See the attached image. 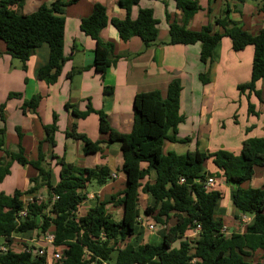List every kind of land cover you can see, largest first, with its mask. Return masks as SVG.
I'll return each instance as SVG.
<instances>
[{"label":"trees","instance_id":"obj_1","mask_svg":"<svg viewBox=\"0 0 264 264\" xmlns=\"http://www.w3.org/2000/svg\"><path fill=\"white\" fill-rule=\"evenodd\" d=\"M78 0H57L50 6L42 4L32 13H23L26 0H0V44L5 43L7 53L23 63L37 48L47 44L50 49L49 61L38 68V78L48 84L58 81L68 60L65 54V8ZM238 4L247 1L259 2L257 12L264 11V0H234ZM140 0H119L126 10L124 19L109 18L107 8L96 3L92 13L81 20V30L96 41L94 67L98 73L105 74L107 68L119 58L115 55V43L104 42L100 35L111 23L117 28L120 38L128 41L140 37L150 46L159 37V20L154 10L141 8L137 18H132V8ZM182 18L167 14L169 21V41L166 44L200 43V60L206 70L200 73V80L206 84L211 81V67L214 62V49L224 37L232 40L235 51L254 47L252 77L249 82L238 86L241 93L256 95L262 100V91L257 83L264 79V28L256 33L249 32L240 22L230 17L231 10L224 9V15L200 29L188 27L189 21L202 10L199 0H176ZM216 26L221 30L216 29ZM85 68L73 69L68 78H73ZM109 89L105 87V90ZM182 84L174 80L169 84L164 98L159 90L141 92L134 97V124L130 133L115 130L102 111H96L91 104L86 110L73 108L77 118H85L92 112L99 116V130L108 134V142H120L123 155L122 171L126 175L125 187L112 194L109 199L101 200L85 214H80L82 204L88 199L89 185L99 187L112 181V170L107 165L82 167L60 158L58 181L51 167L45 162L42 142L39 143L37 159H28L22 145V133L18 127V151H6L0 159V182L10 174L13 162L37 170L30 177L31 186L23 191L15 189L12 194L0 192V239L6 250L0 249V264H48L47 255L35 252V246H25L16 250L13 244L16 236H24L35 231L39 236L53 232L54 243L47 248L62 249L61 259L55 264H264V184L253 187L250 183L256 168L264 169V136L248 138L243 142L240 154L227 149L203 152L198 149L184 154L164 151L170 142H190L191 138H179L178 127L185 122L181 113ZM21 96L11 93L9 98ZM41 96L25 101L23 108L36 111ZM71 108V105H66ZM5 104L1 105L0 116L6 123ZM255 105L249 102V114L259 115ZM46 141L56 144L54 133L57 125L45 126ZM6 129H0L5 133ZM68 137L83 142L84 154L101 152V142L92 140L88 135L77 131L74 123ZM2 143L0 142V147ZM212 159L219 169L217 178H224L232 185V202L237 209L236 218L244 215L252 217L243 233H224V219L217 214L224 191L220 187L208 188L206 163ZM152 171L156 177L151 179ZM185 178V182H181ZM192 178V184L188 179ZM46 188L45 199L37 200ZM146 194L152 204L141 206V194ZM33 201H26L25 197ZM149 202V201H148ZM121 207L123 215L117 220L109 211V206ZM25 211V215L21 213ZM152 217L157 224L165 226L161 241L142 242L139 228L141 215ZM173 223H170L171 221ZM198 225L201 230L194 238L189 237ZM50 250V249H49ZM262 254L257 258V254Z\"/></svg>","mask_w":264,"mask_h":264},{"label":"crops","instance_id":"obj_2","mask_svg":"<svg viewBox=\"0 0 264 264\" xmlns=\"http://www.w3.org/2000/svg\"><path fill=\"white\" fill-rule=\"evenodd\" d=\"M55 1L57 0H26L22 12L32 13L42 4L50 6ZM199 2L202 10L189 21L188 27L191 29H200L212 23L215 18L222 17L225 8H229L230 17L240 22L249 32L256 33L264 28V11L257 12L261 5L259 2L247 1L244 4H238L234 0H199ZM96 3L106 6L109 18L124 19L126 17V10L120 7L119 0H78L66 6L64 51L68 60L58 81L54 84H48L37 75L38 68L49 61L50 49L47 44L36 49L27 61L26 69L23 68V63L19 59L13 58L6 52L5 43L0 44V108L2 104H5L6 118L4 124L0 116V129H6L5 133H0L2 143L0 159L6 157V151H18L20 139L17 129L19 127L23 135L22 145L26 157L37 159L39 143L42 142L44 163L52 168L56 181L60 179V166L56 163L63 157L66 162L82 167L109 166L113 172L112 181L105 186L94 187L93 192L89 190L88 199L79 210L80 214H85L97 203L96 195L101 200H105L122 190L125 187L126 175L122 171L124 159L120 142L109 143L108 134L100 132L98 114L92 112L85 118H77L72 113L73 108L86 110L87 105L91 104L96 111L102 110L108 115L110 124L115 130L120 133H130L134 124L135 95L159 90L165 98L169 84L174 80H178L183 87L180 110L186 116V120L179 125L177 135L179 138H191L186 151L198 149L203 152H214L227 149L234 154H240L246 139L264 136V134L256 135L259 121L254 119L255 116L262 115L264 110V79L257 83V88L262 91V100L252 94L247 101L246 98L244 99L246 94H240L238 89L240 84L251 80L253 46L235 51L232 40L224 37L214 49L211 81L204 84L199 77L200 73L206 70V66L200 60V43L166 44L169 39L167 14L182 18V12L177 8L176 0H140L139 4L132 8L131 16L135 19L141 8H152L155 17L160 21L158 41L150 46H146L137 36L123 41L117 28L109 23L102 30L100 37L104 42L115 43V55L119 58L102 75L94 67L96 41L80 28L81 20L92 13ZM216 29L221 30L217 26ZM78 68H85V70L73 78H68V74ZM105 87L109 89L105 90ZM11 93H20L21 96L9 98ZM35 96H41L36 111L30 108L24 109V102ZM249 102L255 105L254 109L259 115L249 114ZM67 104L71 105V108H67ZM240 112H243L245 116L247 123L245 125L242 124L241 114L238 115ZM236 116L238 118H235ZM74 123L77 124L78 132L88 135L94 141H102L101 152L84 154L83 142L67 136V132L71 131ZM52 124L57 125V131L54 133L55 145L45 140L47 136L45 126ZM259 125L264 129V123ZM189 126H191L190 129H188ZM232 126H237L240 130L238 138L233 140L228 138V130ZM232 129L235 134L236 129L234 127ZM216 134L219 136L217 140L214 139ZM177 144L180 142L167 141L164 151L177 152ZM205 170L208 175L210 174L208 177L217 179L216 186L224 191V198L220 200L217 211V214L224 219V233L229 236L233 233H243L246 226L252 222V217L244 215L239 219L236 218L238 212L232 202V185L227 184L224 178H217L216 172L219 169L212 159L207 161ZM37 173V170L30 165L23 166L13 162L10 174L0 182V192L12 194L15 189L23 191L29 189L30 177L36 176ZM150 177L151 179L156 177L154 171ZM261 178L264 184V177ZM253 181L245 186L258 187L254 186ZM42 191H46V188ZM144 195L146 198L143 199L144 203H141L142 208H144L143 205L153 202L151 197ZM228 207L231 209V222L226 221L225 218ZM109 211L117 220L122 218L121 207L113 206ZM115 211L118 215H115ZM141 216L147 221L150 219L144 214ZM243 217L247 220L246 223L241 221ZM139 228L142 231L144 228L149 230L146 225ZM163 233L156 241H161ZM35 240L41 246L48 245L44 242L43 236ZM140 240L149 242L144 236H141ZM261 254L259 252L257 258ZM51 262L50 259L48 264Z\"/></svg>","mask_w":264,"mask_h":264},{"label":"rangeland","instance_id":"obj_3","mask_svg":"<svg viewBox=\"0 0 264 264\" xmlns=\"http://www.w3.org/2000/svg\"><path fill=\"white\" fill-rule=\"evenodd\" d=\"M169 41V39L167 40ZM77 75V74H76ZM240 94H241V91H239ZM244 94V93H243ZM256 96V95H254ZM257 97V96H256ZM247 99L248 101V97L246 95H244V99ZM237 105H239L237 103ZM262 115H260L259 117H256L254 119H258L259 122L258 123V128L256 129V135L259 134H264V129L262 128V126L260 127V123L263 124L264 123V110L262 111ZM241 114V120H242V124H247L246 121H245V116L243 114V112H240L238 113V115ZM235 118H238V116H236ZM234 118V119H235ZM191 126H189L188 129H190ZM232 127H234V129H236V133L233 134V129ZM229 130H228V138L230 139H237L238 138V134H240V130L237 126H232ZM214 139H219V136L216 134L214 136ZM177 152L179 153H186V147L189 146V142H182L180 144H177ZM210 167V164L208 165ZM261 177H264V169L263 168H260V167H257L256 168V173H255V179H253L254 181L252 182L254 184V186H261V184L263 183V179ZM250 184V183H249ZM263 185V184H262ZM94 187L96 188H99V186L97 184H95L94 182L91 183V185H89V190L93 192V189ZM42 195H46V191H43L42 192ZM144 198H146V196L142 193L141 194V203H144ZM226 201V200H224ZM232 206V204H231ZM113 207V206H109V209ZM143 207H145V205H143ZM231 209L230 207H228V211H227V214H226V221L228 222H231L232 218H231ZM114 212V211H113ZM115 215H118V212L115 211ZM154 221L156 222L152 217H150L149 221ZM174 221L172 220L170 223H173ZM156 229L155 231H151V230H148L147 228L143 230L142 232V236L145 237V240H148L149 242L151 243H157L158 241H156V239H159L160 238V234L163 233V231L165 230V228L159 224L156 223ZM35 239H39V235L37 234V232H33V233H30V234H27V235H24V236H16V241L15 243L13 244V247L16 249V250H22L25 248L26 245H28L29 247H33L35 246L36 248H40L41 245L37 243V240ZM2 244V242L0 241V245ZM51 251L52 248H49ZM51 264H55V261L54 260H51Z\"/></svg>","mask_w":264,"mask_h":264},{"label":"built area","instance_id":"obj_4","mask_svg":"<svg viewBox=\"0 0 264 264\" xmlns=\"http://www.w3.org/2000/svg\"><path fill=\"white\" fill-rule=\"evenodd\" d=\"M185 181H186V179L182 178L181 182H185ZM216 184H217V179L215 177L210 176V177L207 178L206 185H207L208 188H214L216 186ZM36 197H37L36 199L39 200V201H42V200L45 199L44 195H42V194H37ZM25 200L26 201H33L34 199H33V196H32V197H27ZM25 214H26L25 211H23L21 213V215H25ZM138 220H139L141 226L146 225L149 228V230H151V231L157 230L156 229V222L147 221L142 216ZM241 221L244 222V223L247 222L245 217H243ZM163 227H165V226H163ZM200 230H201V226L198 225L195 229H193L191 231V233L189 234V237H191V238L196 237ZM43 240H44V242L46 244H50V245L53 244L54 243V234L53 233H47L46 235L43 236ZM0 249L1 250H6V247L3 244H1L0 245ZM35 252H38L41 255H47L49 262H50V259L54 260V261H57V260L61 259V257H62V249L60 247H57L54 250L49 251L47 246L45 245V246H41L40 248H37L35 250ZM196 262H197V259L194 258L192 260V263L195 264Z\"/></svg>","mask_w":264,"mask_h":264},{"label":"water","instance_id":"obj_5","mask_svg":"<svg viewBox=\"0 0 264 264\" xmlns=\"http://www.w3.org/2000/svg\"><path fill=\"white\" fill-rule=\"evenodd\" d=\"M192 182H193V179L192 178H189L188 179V184H192Z\"/></svg>","mask_w":264,"mask_h":264}]
</instances>
